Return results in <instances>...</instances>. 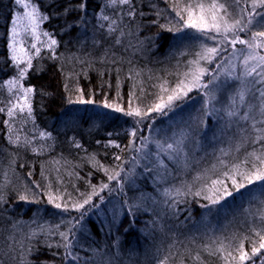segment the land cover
<instances>
[{
  "label": "rangeland",
  "instance_id": "1",
  "mask_svg": "<svg viewBox=\"0 0 264 264\" xmlns=\"http://www.w3.org/2000/svg\"><path fill=\"white\" fill-rule=\"evenodd\" d=\"M6 1L7 2H4V6L7 22L13 16L12 21L10 19L11 24L8 31L10 38L9 53L13 56L11 47L13 44L12 29L15 27L16 52L23 57L21 62L24 64L27 63L29 53L33 49L48 45L49 49L41 52L39 51L36 56L48 55L52 60L58 59L57 64H60L62 60L63 69L58 71L62 73L64 70H67V65L70 64L71 66H75L80 64V61L75 62L71 59L76 44L77 47L81 49V45L79 46L78 44L80 42H85L84 48H87L86 40L94 36L92 32H96V29H100V31L104 32L105 36L109 37V39L105 40V46L98 51V53L93 52L94 54L91 55L93 58L95 57L93 64H91L96 66V68L93 67L96 73L91 71L90 77L86 75V79H80L78 81L79 84H77L78 82L75 84L76 86L69 87L68 85V87H65L66 89L64 91L67 96L75 95L73 100L70 101L79 103L82 102V100L89 99L88 96H95L96 94H101L102 96V93L106 90H112L117 96L121 94L120 92L124 89L128 79H132L134 76L142 77V84L146 85L151 82H156L157 85L155 88L156 91L149 97L150 101L147 103H143L142 101H144V99L140 97L142 100L138 98V103L135 104L130 102L132 99L129 96H127L129 98L127 99L122 95V99L116 103L117 106H113L114 108L108 107L113 109L114 112H107V118L105 119L101 117L97 119L99 124H102L103 128H105L98 131L101 134L94 136L95 124L93 120L95 116H87L85 118L87 123L86 130L79 132L74 139L76 142L78 141L77 139L81 141L82 144H80L83 147V152L87 149L94 153V155L91 153V155L94 156L92 161L94 170L90 169L91 172L86 173L87 175L83 178L84 181L82 182L83 186L81 189L72 186L66 187V185L62 183L60 177L58 180L59 183L57 182L58 187L52 189L47 187L53 174L52 170L54 167H52L51 164L62 166V171H59V176L68 174L67 172L76 176L78 173L75 172V168L73 169L74 166L84 171L85 168L89 169L90 165L87 166V161L82 159L81 161L86 165L81 166L76 163L74 166H68L64 161L58 160L56 157L55 161H51V163L48 161L45 163V169L41 167L42 175H39L36 171H32L33 168L29 166L27 170L28 175L26 173L28 177L23 175L22 179H16L17 167L12 162L14 158L19 157L24 159L25 154H30V157L39 158L36 152L39 154L46 153L50 148L49 144L54 140V136L50 131V122H47L46 125H44V122L42 125L39 124V122H34L27 108H25L23 112H20L19 108H16L14 109V115H8V109L10 107L24 103L25 94L21 92L23 86L18 80V78L21 80L19 74L20 70L15 72L17 74H14V77L9 76L0 79V108L4 109V111L0 112V115L3 117L4 132L9 143L7 147L13 150L11 155H6L3 159H0V190H2V192L6 190L11 192L15 191L16 196L21 201H41L42 199H46V201L48 200L49 202V195H51L54 197L51 205L55 206L56 203H59L64 209L70 208L71 210H76L73 207L74 204L83 203L84 199L91 197L94 192H98V190L102 188V185L112 183L113 185H111V187L114 189L113 194L105 199V203L113 208L114 211L120 209L119 205L123 207L126 204L129 207L132 205L143 207V209H147L148 213L153 217L152 220L156 224V228L159 229V231L155 229V233L158 234V237L156 235L154 236L155 251L149 250L150 248L147 249V253L145 254L149 257H145L146 259L143 264H165V262L166 264H176L177 261V264H179V260H183L185 255H178V257H175V246L179 245L176 239H182L183 236L187 235L190 236L189 240H193L191 235H195L196 237L198 235L203 239H207V241L204 240L205 242H203L205 244L204 246L202 245L204 247L203 250H213V252L218 255L217 258H225V262L220 264H240L239 249L241 245H243V250L249 253H252L253 246H259L260 236L257 235V233L264 235V200L261 198V195L264 197V182L253 180L251 184L245 183L243 189H237L225 175V173L232 174L234 165H231L238 160L240 156L244 158V165L238 164L240 166V171L255 173L257 169L264 170V164H261L259 160L248 155L254 150L257 155H260V153L264 151V149L261 148V144L264 142H255V137L258 134L256 128L264 127V124L261 123L264 117L260 115L258 107L259 100L257 97L259 93L256 91V88L261 87V85L257 84L256 88H254L251 84L253 77L245 78L243 84L240 80L235 78L241 75L245 67L243 58L249 51L246 45L237 43L235 48H233L230 44H225L223 45L225 48L228 45L225 56L221 55L223 57H216L213 63L210 64L201 60L200 66L208 69L207 74L202 79V83L206 84L207 87L193 88L196 92L195 98H191V100L183 103V106L175 108L169 116L161 118L160 120L155 119L150 122L143 133L140 128H137L141 124L137 122L134 123L129 118H123L121 115V113H126L129 110L135 111L137 107L143 105L149 106H146V110H141V112L147 111L149 108L153 107L155 103L159 102L158 95L162 94L160 86L164 85L168 89H171L179 79L184 78L183 74L189 71L190 65L188 62L197 59L195 53L201 50V44L211 47L219 43V37H217V40L213 41L207 39L204 34L196 29L189 27L187 25L188 14L183 10L188 4L195 6L196 4L203 3L207 6L211 4L213 0H199L196 2H191V0H161L164 3L163 8H161V5L159 6L157 2H150L148 3L149 10L151 9V13L157 16L153 17V21L145 22L146 29L142 27L138 28V24H133L134 18L131 19L130 17L132 15L129 17L127 14L129 5L112 4L110 0H99L95 8H91L85 12L86 15H79L76 22H79L81 26H73V31L77 29L78 31L76 34L74 33L73 36L68 37V39H71V45L75 44L73 47L74 50L68 52V56L63 58L60 57L62 56L60 54V50L62 49L60 48L57 35L59 33L64 34L65 31L57 30L50 25L53 16L46 7V5H48V0L24 1L29 5L28 8L17 5L15 0ZM216 2L225 3L226 0H216ZM132 3L136 9L134 0H132ZM227 4L231 5L232 0H227ZM241 4L243 7L248 9L251 8V0H247L246 3L245 0H241ZM82 5H85L84 0L82 1ZM176 5H178V7H174ZM32 7H35L37 10L36 18L30 21L24 14L30 12ZM156 8H158V10ZM257 11L262 10L257 9ZM177 12L181 14L178 15ZM229 12L233 14L227 17L229 22H231L235 15V9L229 7ZM9 13L11 14L10 16ZM193 14L194 16H199V9L193 7ZM220 14L223 15V10H220ZM18 15L23 17V19H21L19 23H15ZM105 16L108 17L107 20L104 19ZM181 16H183L184 19H182ZM244 16L247 18V12L244 13ZM44 17H47V19ZM259 20L260 17L257 16L253 20L252 26H250L247 31L237 33L239 37L244 40H249L253 32L264 31V27L257 24ZM148 26L155 27L156 29H151ZM33 27L36 29L35 34L32 32ZM110 29H115V31H110ZM121 32L123 34H121ZM44 33H48V35H44ZM159 33L165 35L166 47H163L162 51L157 49L155 45L156 37H158ZM213 34L214 33H210V35ZM53 39L56 40L57 43L50 46V42ZM117 39L120 40V43H116ZM33 44L36 45L35 48L32 47ZM21 49H23V52L20 51ZM256 52L260 55H264V49L258 48ZM151 56L160 60L163 66L161 68L170 70L172 67H175L173 71V74L176 75L175 79L170 75L169 77L166 76L165 72H160L162 69L158 67L151 69V67L139 63L140 60L145 62V60L147 58L149 59ZM97 58L105 61V63L102 61H99V63L95 62ZM132 59L135 60L132 63L138 62L141 66L136 69H132V67L126 69L127 61L131 62ZM100 62L106 65H109L107 63H111L112 65L117 63L115 66L110 67L111 70L115 71L111 75L114 79L113 81H119L118 84L116 83L117 87L115 90L108 87V82L103 83L98 79V76L104 74L101 73L102 69L100 68ZM168 62H173V64L168 66L166 65ZM256 63L257 61L250 60L247 67H252ZM88 72L89 71H87V73ZM122 74L125 75V78H123ZM107 75L104 74V76ZM80 76L84 77L83 75ZM213 76H216L217 79L209 83ZM253 76H255V73ZM107 79H109V77ZM8 81H17V83L10 86ZM241 87H246L249 90L245 96L244 103L239 101L237 95ZM82 95L84 97H82ZM163 95L166 96V94ZM139 101H141L142 104H140ZM249 105H254L256 107L250 109ZM116 107L121 108L123 111L117 112L115 110ZM212 111H214V113ZM72 112L75 116V113H78L76 110ZM231 112H235V115H230ZM118 113L119 120L114 118ZM245 115L249 118L243 119ZM125 122H128V124L123 125ZM141 123H143V121ZM117 125L118 128L121 129L120 131L123 132L128 128L127 131L130 133L126 136L123 134L124 139L121 135H116L114 138H116L117 141L112 144L115 145L119 142V151L116 154L113 153V151L109 153L106 151V146L101 141L98 142V140H101V137L110 139V132L114 130L113 132L116 133L117 130L113 127ZM253 125H255V128ZM110 126L111 128H109ZM109 130L111 131L109 132ZM133 130H136L135 138L131 135ZM87 131L90 132L89 135L86 133ZM42 133L44 135H41ZM18 134H20L21 137L18 138ZM141 137L146 139L142 140ZM136 139L138 142L135 146L132 142ZM169 144L173 145V147L168 148ZM191 145L192 147H190ZM249 145H251V147L247 150ZM134 149H141V151L137 152ZM236 150L242 151L239 154ZM246 152L249 153L246 154ZM230 153L234 155L235 161L233 160L227 163L225 154H229L230 156ZM95 154L97 155L95 156ZM117 156L120 157L119 160L115 158ZM226 163L227 165L224 166ZM101 165L108 170L99 173L98 171ZM253 165H255V167H253ZM171 166H174L171 175L175 178V182L170 183L172 184L170 185L171 187L169 186L162 190V188L159 187L162 178H160V175L161 173H167ZM175 166L177 167L175 168ZM222 168L223 171H220ZM117 172L119 176L110 180L109 175H115ZM215 175L217 177L214 179L213 176ZM188 176H190L191 181H193L190 185L187 182ZM210 178H212V180H210ZM200 179H203V181L199 184L197 182ZM145 180L150 183L149 188L151 193L149 192V194L146 193V190H140L138 186L140 182H145ZM217 180L223 181L224 184L227 185L228 192L231 194H238L236 195L237 201H235L232 206L228 207L216 203L213 204L211 202V199H216L220 194L214 191L213 181ZM237 181L239 182V176H237ZM215 188L220 189L221 192L223 191L222 186L219 184L216 185ZM197 193H199V195H197ZM22 196L25 197V199H21ZM206 197H210L211 199ZM196 198L202 200L200 204L203 205V208L205 207L202 210L198 223L184 224L179 227L176 221L175 210L173 209L174 205L177 206V204H173L172 200L192 201ZM160 204L162 206H159ZM65 205H67V208H65ZM109 212L111 213L110 209ZM105 214H108L106 210ZM156 215L157 217L160 215L159 220L155 219ZM253 217L256 218V221L258 220L261 222L262 220L263 225L261 228L256 226L257 222L254 224L250 223V225H241V223H239L240 221L245 222V219H253ZM2 218L0 207V243H9L12 240V244H14L17 243L20 237L23 238L24 242L28 241L25 232L21 230V228L25 229V226L18 227L16 232H11L9 225L2 222ZM54 219L56 221L58 220L57 222L63 226V221H67L68 223L70 221H68L67 217L60 218L57 216L54 217ZM101 219L105 221V219H107L106 215L103 216V218L101 216ZM230 219H232L231 223ZM16 224L17 223H13L12 226L14 227ZM33 226L37 227L36 224ZM7 230H9V232H7ZM4 231L6 234H9L8 237H4ZM60 233V231L56 230L54 236H58L63 241ZM62 241L59 240V243L52 244V247L62 248ZM230 241V244L225 243ZM160 244L161 247H165L166 252L172 251L169 253L171 255L160 258L157 254V250H164L160 248ZM20 249L23 250L24 248L21 247ZM62 249L66 248L63 247ZM233 257H235V259H233ZM260 258L261 257L258 259L255 258V264H261ZM5 259L7 260L8 258L5 257ZM109 262L110 264H114L111 263V261ZM128 262L129 261L126 263ZM130 264L138 263L131 262ZM250 264H253V262Z\"/></svg>",
  "mask_w": 264,
  "mask_h": 264
},
{
  "label": "trees",
  "instance_id": "2",
  "mask_svg": "<svg viewBox=\"0 0 264 264\" xmlns=\"http://www.w3.org/2000/svg\"><path fill=\"white\" fill-rule=\"evenodd\" d=\"M24 1L28 2L29 0ZM82 1L83 0L47 1L48 5H46V7L49 9L53 16L50 25H52V27L56 28L57 30L65 31L64 34L59 33L57 35L60 48L62 49L60 50V54L62 55L60 57L62 58L68 56V52H70L71 50L79 49L77 48V44L76 47H74L75 44L71 45V39H68V37L73 36V34H76L78 31V29L76 31H73V26H81L79 22H76L79 15H86L85 12H87L91 8H95L99 3V0H84L85 5L81 7ZM4 2L7 1L0 0V79L9 76L14 77V74H17L15 73L17 72V68H19V70L23 67L27 69V71L24 73V76L21 77V80L18 78L19 83L21 82L23 86L21 88V92L24 93V89L28 87H31L33 89L32 92L26 94L27 102L31 104V115L33 117V121L39 122V124L41 125L43 122L44 125H46L47 122H50V131L54 136L53 142L49 144V150H45L47 151L46 153L39 154L38 152H36V155H38L37 157L39 158L30 157V154H25L24 159H21L19 157H17L18 159L14 158L12 162L17 167L16 179H22L23 175L28 177L27 170L29 169V166L33 168L32 171H36V173L42 175L41 167L45 169V163H47L48 161H50V163L51 161H55L56 157L58 158V160L64 161L68 166H74L76 163L84 166L86 164L81 161L82 159H84L88 163L87 166L90 165V167L89 169L85 168L84 171H81L74 166L73 169L75 168V172L78 173L76 176H73L69 172H67L68 174H62L59 176V171H62V166L51 164V166L54 167L52 170V179L55 183H59L58 180L60 177L62 183L66 185V187L72 186L81 189L83 186L82 182L84 181L83 178H85V175H87L86 173H90L91 170H94V167L91 164L94 158V153L90 152L87 149L83 152L81 141L77 139L78 141L76 142V140L74 139V137H77V134L79 132L86 130L87 123L85 118L87 116H95L93 120V123L95 124L94 136L97 134H101L98 131L105 128H103L102 124H99L97 119L99 117L105 119L107 118V112H114L113 109L106 107V104L112 105V107L117 106L116 103L117 101L122 99V95L127 99H129L127 97L129 96L132 99L130 100V102L135 104L138 103L137 100H139L138 98L140 97L144 99V101H142L143 103H147L148 101H150L149 97H151L156 91L155 88L157 83L151 82L152 84L148 83L145 85L142 84V77L134 76L132 77V79H128L124 89H122V91L120 92L121 94L117 96L116 93L112 92V90H106L102 93V96L101 94L88 96L89 99L82 100V102L79 103L70 101L73 100L75 95L67 96V94H65L64 90L66 89L65 87H68V84L62 79L61 74H69L71 75H68L70 77V80L73 79V81L77 82L80 79L85 80L86 75L87 77H90L92 72L96 73V66L92 65L95 57L93 58L91 56L94 53L88 56V60L87 62L85 61V64H81L80 66L75 67L72 70H68L67 65L66 69L68 70V72L67 70H64V72L62 73L58 72L60 69H63L62 60L60 64H57L58 59L52 60L48 55H42L38 57L36 56L37 52L33 54L34 49L29 53V57H31V67H28L27 63L24 64L21 61L18 64L16 61L12 60V55L9 53L10 38L8 31L13 16L10 18L11 21L9 19V21L7 22ZM150 2H157L159 6L161 5V8L164 7V3L161 0H134V4L136 6L135 14L130 18H134L133 24H138V28H145V22H151L153 21V17L157 16L156 14L151 13V9L149 10L148 3ZM156 9L158 10V8ZM10 15L11 14L9 13V16ZM148 27L154 30L156 29L155 27ZM165 43V35L163 33H159L158 37H156V48L162 51V48L166 47ZM226 48H228V45ZM225 54L226 52H223L221 55L225 56ZM151 57H149V63L153 67L162 69L161 67L163 66L162 63H160V60L155 59L154 56ZM2 60L4 61V63ZM96 60L95 62L99 63V61H102L103 63H105V61L100 60L99 58L98 61ZM133 61L135 60L132 59L131 62L127 61L126 69H130L131 67L132 69H136L141 65H145V62L142 60H140L139 62L141 65L138 62L132 63ZM102 62H100V68L102 69L101 73L109 75L104 76V74H102L101 76H98V79L103 83L108 82V87L115 90L119 81H113L114 79L113 77H111V75L115 71L111 70L110 67L115 66V64L117 63L113 65L111 63H107L109 65H106L101 64ZM87 71L89 72L87 73ZM80 75H83L84 77ZM108 77L109 79H107ZM123 78H125V75H123ZM160 79L164 80L162 78ZM77 84H79V82ZM195 93L196 92L193 89L188 93L186 97H184L182 100L177 101L172 110H166L164 114L159 112H150L148 116L144 117L143 119L141 117L128 116L125 113H121V115L123 116V118H129L134 123L137 122L138 124H141L137 128H140L143 133L146 129V126H148L150 122L155 119L160 120L161 118L169 116L170 113L175 110V108L179 106L181 107L186 101L191 100V98H195ZM82 97L84 96L82 95ZM141 98L140 100H142ZM23 102H25V98ZM142 102L139 101L140 104H142ZM146 106L149 105H143L137 107V109L146 110ZM73 110H76L78 112L75 113L76 116L73 114ZM212 112L214 113V111ZM117 115L114 118L119 120V113ZM142 121L143 123H141ZM90 124L93 125L92 123ZM127 124L128 122H125L123 125ZM109 128H111V126ZM113 128H115L117 132L115 133L113 132L114 130H109V132L111 131L109 136L110 139L101 137V140H98V142L101 141L105 146H107L109 144H106L107 142L110 141V143H114L115 141H117V139L114 138L116 135H121L123 137V134H125L126 136L130 133L127 131L128 128L123 131V133L122 131H120L121 129L118 128V125L114 126ZM86 133L89 135L90 132L87 131ZM137 142L138 140L136 139L134 143L135 146ZM8 145L9 143L4 132L3 117L0 115V159H3L4 156L11 155L13 153V150H11L10 147H7ZM190 147H192V145ZM250 147L251 145L248 146L247 150H249ZM91 153L93 155H91ZM247 153L249 152H246V154ZM96 155L97 154H95V156ZM243 161V156H240V158L236 160L231 166L235 164L244 165ZM176 167L177 166H175V168ZM100 168H102V165ZM172 168L174 169V166H171L168 169L167 173H161L160 175V178H162L159 187H161L162 190L172 185L170 183L175 182V178L173 177V175H171L173 172ZM223 168L221 171H223ZM145 182L147 181L145 180ZM145 182H140L138 186L140 187V190H146V193L149 194V192L151 193V190L149 188L150 183ZM153 182L155 183L154 180ZM106 185H108V187H102L100 190H98V192L91 196V202L84 205V208L79 210H71L70 208L64 209L62 207L56 208L55 206L51 205L48 200L46 201V199H42L41 201H21L16 196L15 191L11 192L9 190H6L2 192V190H0V207L3 216L2 222L6 225H9L11 232H16V230H18V227L25 226V229L21 228V230L22 232H25V235L28 237V239L26 238L28 240L26 242L23 241L22 237H20L17 243L14 244H12V240L9 243L1 242L0 264H110L109 261L114 264H130L131 262L143 264L144 260L149 257L145 254L147 253V249L150 248L149 250L155 251L154 236L156 235L158 237V234L155 232L156 230L159 231V229L156 228V224L152 220L153 217L148 213L147 209H143V207L137 205H132L129 207L126 204L123 207L119 205L120 209L114 211L113 208L105 203V199L109 198L113 194L114 189L111 187V185L113 184L107 183ZM65 190L68 191L67 189ZM236 195L238 194L233 193L228 196L225 195L216 204L228 207L232 206V204L237 201ZM172 202L173 204H177V206L174 205L173 209L175 210L177 218L176 221L178 222L179 227L184 224L198 223L202 210L205 208H203V205L200 204L202 200L198 198L192 201L172 200ZM93 205H95V207H93ZM159 206L162 205L160 204ZM130 208H132V212L129 211ZM109 209L111 210V213L109 212ZM161 209L164 210L163 208ZM105 210L108 214H105ZM81 213H83V218L79 220V223H77V218L81 217ZM231 214L233 216L232 212ZM105 215L107 219H105L104 221L103 219H101V216L103 218V216ZM57 216L60 218L67 217L68 221H70L69 223L67 221H63V226L62 224L57 222L58 220L56 221L54 219V217ZM159 217L160 215L158 217L156 215L155 219L159 220ZM13 223L17 224L13 227ZM34 224H36L37 227H34ZM70 229L75 232L74 238L69 235V240L72 243V247L70 250L62 249L64 247L63 245L66 242L64 240L62 241L58 236H54L55 231L58 230L60 232L68 233ZM7 232H9V230H7ZM8 236L9 234H6V232L4 231V237ZM191 238H193V240H189L190 236L187 235L183 236L182 239H176V242L179 243V245L175 246V257H178V255H185L183 260H179V264H220L225 262V258H217L218 255L214 253L213 250H203V246L205 245L203 242H205L204 240L207 241V239L203 240V238L199 237L198 235L197 237L195 235H191ZM59 240L62 241V248L52 247V244L59 243ZM21 247H23L24 249L21 250ZM160 248L164 249L163 251L157 250V254L160 258L171 255L169 253H171L172 251L166 252L165 247H161V244ZM69 251L71 252V255L68 254ZM247 253L249 254V256L252 255V253ZM263 255L264 249H261L260 252L257 253L256 257H253L251 260L240 262V264H250L251 262H253V260H255V258L258 259L259 257H263ZM5 257H7L8 259L6 260ZM125 261L129 262L126 263ZM177 263L178 261L176 262V264Z\"/></svg>",
  "mask_w": 264,
  "mask_h": 264
},
{
  "label": "snow or ice",
  "instance_id": "3",
  "mask_svg": "<svg viewBox=\"0 0 264 264\" xmlns=\"http://www.w3.org/2000/svg\"><path fill=\"white\" fill-rule=\"evenodd\" d=\"M247 0H245V3ZM15 3L17 5H22L24 8H28L29 5L24 2V0H15ZM110 3L112 4H121V5H129L128 9V15H134L135 14V8L133 6L132 0H110ZM83 7V5H81ZM178 7V5L174 6ZM193 7H196L199 9L200 14L199 16H194L193 14ZM229 7H233L235 9V15L233 16L231 22L227 19L228 16L233 15L229 12ZM257 9H261L262 11H257ZM187 12V25L191 28L196 29L197 31L201 32L206 36L207 39L210 40H217V37H219V43L214 46H207L205 44H201V50L197 53H195V56L197 59L189 61V71L185 72L183 74L184 78L179 79L175 86L171 89H168L164 85L160 86L161 89V95H158L159 102L155 103L153 107L149 108L147 111L141 112L140 109H136L135 111L129 110L125 114L128 116H136L141 117L142 119L144 117H147L150 112H159L164 114L166 110H172V108L175 106V103L179 100H182L184 97L188 95L189 92L192 91L193 88H206L207 85L202 83L203 77L207 74L208 69L205 67L200 66V61L203 60L206 63H213L216 57L221 56L223 52H226L227 49L223 47L225 44H230L233 48H235L236 44H243L246 45L247 49L249 50L248 53L243 58V64L245 65L243 72L241 75L236 76L235 78L240 80L243 84V81L247 77H253L251 84L254 88H256V85L259 84L261 87L256 88V91L259 93V96L257 99L259 100V112L262 117H264V55H260L256 52V49H264V31H257L253 32L251 34V38L249 40H244L239 37L237 34L238 32H245L247 31L250 26H252L253 20L259 16L260 20L257 21V24H259L261 27H264V0H251V8L248 9L246 7H243L241 4V0H232V4L228 5L227 0L225 3H217L216 0H213V2L207 6L203 3L196 4L193 6L192 4H188L183 9ZM220 10H223V15L220 14ZM36 8L32 7L30 12H26L24 16H26L30 21L35 20L36 18ZM247 12V18H245L244 13ZM178 15H180V12H177ZM47 19V17H44ZM182 19H184L183 16H181ZM23 19V17H20L19 15L16 17L15 23H19V21ZM105 20L108 19L107 16L104 17ZM35 27L32 28L33 34H35ZM110 31H115V29H110ZM13 32V44L11 45L13 56L12 60L19 63L23 60V57L17 54L16 47H15V35H16V28L14 27L12 29ZM210 33H214L213 35H210ZM121 34H123L121 32ZM231 34V36H230ZM44 35H48V33H44ZM57 42L56 40H51L50 46L55 45ZM116 43H120V40L117 39ZM33 48L36 47L35 44L32 45ZM23 52V49L20 50ZM39 52V49H37V53ZM250 60H255L257 63L253 65L252 67H247ZM27 64L28 67H31V57L27 58ZM259 69V71H258ZM27 71L26 68L20 69V76L22 77L24 73ZM255 73V76L253 74ZM215 79H217L216 76H213L212 80L209 81V83H212ZM17 81H8V84L11 86L13 84H16ZM167 83V82H165ZM33 89L31 87L25 88V102L23 104H16L13 105L8 109V115L12 116L14 115V109L19 108L20 112H23L25 108H27L28 113L31 114L32 108L31 104L27 102L26 94L32 92ZM249 90L246 87H241L237 95L239 97V101L241 103H244L245 96ZM163 94H166V99ZM235 99V98H234ZM106 107H112V105H105ZM256 107L254 105H249V108ZM115 110L117 112L123 111L121 108L116 107ZM4 111L3 108H0V112ZM230 115H235V112H231ZM249 117L245 115L243 119H248ZM261 123H264V120L261 121ZM255 128V125H253ZM257 136L255 137V142H264V127L256 128ZM41 135H44L43 133ZM132 137H136V130H133L131 132ZM142 140H145L146 138L141 137ZM135 141L132 142L134 145ZM119 147V145H117ZM173 145L169 144L168 148H172ZM261 148L264 149V143L261 144ZM135 151L139 152L141 149H134ZM251 157H254L255 159L259 160L261 164H264V151L260 153V155H257L256 151L254 150L252 153L248 154ZM117 160L120 159L119 156L116 157ZM147 167V166H145ZM255 167V165H253ZM239 165L233 166V172L232 174L225 173L228 179L231 180L232 185L239 189L243 188L245 186V183L251 184L253 180H258L264 182V170L257 169L255 173L247 172V171H240ZM117 176H119V173H115V175H109V179H115ZM237 176H239V182L237 181ZM221 185L223 188V191L221 192L220 189L215 188L216 185ZM214 191L219 192L220 194L217 196L216 199H211L210 197H206L208 199H211V202L213 204L217 203L220 199H222L225 195H231L230 192L227 191V185L224 184L223 181L217 180L213 181ZM102 187H108V185H102ZM95 194V192H94ZM199 195V193H197ZM21 199H25V197H21ZM54 197L49 195V202H53ZM91 202V197H88L84 199L83 203H77L74 204L73 207L77 210L84 208V205L89 204ZM56 208H61V204L56 203ZM95 207V205H93ZM135 207V206H133ZM65 208H67V205H65ZM130 212H132V208L129 209ZM83 218V213H81V217L77 218V223H79V220ZM69 235H71L73 238L75 237V232L73 230H69L68 233L61 232L60 236L62 239L66 242L63 246L66 249H71L72 243L69 240ZM257 235L260 236V243L259 246H253L252 248V255L249 256L247 252L243 250V245L240 246L239 249V261L243 262L245 260H251L253 257H256L257 253L260 252L261 249H264V235H261L260 233H257ZM69 255H71V252H68ZM235 259V257H233ZM261 264H264V257H261ZM166 264V262H165ZM253 264H255V260H253Z\"/></svg>",
  "mask_w": 264,
  "mask_h": 264
},
{
  "label": "bare ground",
  "instance_id": "4",
  "mask_svg": "<svg viewBox=\"0 0 264 264\" xmlns=\"http://www.w3.org/2000/svg\"><path fill=\"white\" fill-rule=\"evenodd\" d=\"M196 1H199V0H191V2H196ZM129 17H130V15H129ZM92 34H94V36L92 37V38H90V39H88V40H86V45L88 46L87 48H84V45H85V42H80L78 45L80 46L81 45V49H78V50H74L73 51V53H72V55H71V59H72V61H75V62H78V61H80V64H77V65H68V67H67V69L68 70H72V69H74L75 67H78V66H80L81 64H85V61L87 62V60H88V56H90V54H92L93 52H96V51H100L105 45H104V43H106V41L105 40H107V39H109V37L108 36H105V34H104V32H102V31H100V29L98 30V29H96V32L95 31H93L92 32ZM78 48V47H77ZM37 49H39L40 50V52L41 51H43V50H46V49H49V46L48 45H43V46H41V47H38V48H35L34 50H33V54H35L36 52H37ZM97 60H98V58H97ZM149 60L150 59H146L145 60V65L146 66H149V67H151V69H153L154 67L149 63ZM173 64V62H168V63H166V65H168V66H170V65H172ZM175 67H172L170 70H168V69H166V68H162V70L160 71V72H165V74H166V76H168L169 77V75L173 78V79H175V74H173V71L175 70L174 69ZM161 73V74H162ZM61 77H62V79L64 80V81H66L67 82V84L69 85V87H74V86H76L75 84L77 83V81H73V79L72 80H70V77L66 74V73H64V74H61ZM19 137H21V135L20 134H18V138ZM20 141V140H19ZM16 142H17V140H16ZM18 143V142H17ZM109 142H107L106 144H108ZM117 145H119V147H120V143L118 142L117 144H115V145H113L112 143H109L107 146H106V151H108L109 153H111L112 151H113V153H118V151H119V147H117ZM242 151V150H241ZM241 151H238V150H236V152H238L239 154H240V152ZM243 153V152H242ZM225 156H226V158H225V160H227V163L229 162V161H233L234 159H235V157H234V155L232 154V153H230V156H229V154L228 155H226L225 154ZM116 158V157H115ZM229 158V159H228ZM227 163L224 165V166H226L227 165ZM92 164V166H93V163H91ZM91 166V167H92ZM223 166V167H224ZM94 167V166H93ZM92 167V168H93ZM101 167V166H100ZM108 169L106 168V167H103V165H102V168H99V173L100 172H102V171H107ZM222 170V169H221ZM220 170V171H221ZM209 176H211V175H209ZM195 177H196V175H195ZM214 177V179L217 177L216 175L215 176H213ZM210 180H212V178H210ZM203 181V179H200V180H198V182L197 183H199L200 184V182H202ZM187 182L189 183V185L191 184V183H193V181H191V179H190V176H188V178H187ZM47 187H50V188H54V187H57V183H55L54 181H53V179H51V181L48 183V186ZM261 198H262V200H264V197H263V195H261ZM260 198V199H261ZM258 210V209H257ZM261 212V211H260ZM236 219H238V218H236ZM264 220V219H263ZM232 222V219H230V223ZM257 222V223H256ZM239 223H241V225H244V224H248V225H250V223H252V224H254V223H256V226H258V227H262V225H263V222H262V220H261V222L260 221H256V218H254L253 217V219H245V222H243V221H240ZM244 229V228H243ZM237 231V230H236ZM239 232V231H238ZM237 234V233H236ZM235 234V235H236ZM204 240V239H203ZM225 243H227V244H230L231 243V241L230 242H225Z\"/></svg>",
  "mask_w": 264,
  "mask_h": 264
}]
</instances>
